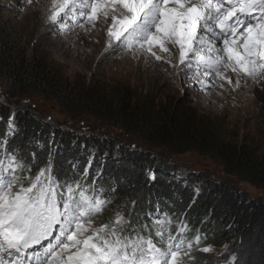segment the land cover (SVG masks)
Returning <instances> with one entry per match:
<instances>
[{
	"label": "trees",
	"instance_id": "1",
	"mask_svg": "<svg viewBox=\"0 0 264 264\" xmlns=\"http://www.w3.org/2000/svg\"><path fill=\"white\" fill-rule=\"evenodd\" d=\"M0 76L15 93L50 99L73 118L88 114L98 125L117 126L149 147L116 148L112 137L78 134L35 117L29 110L13 112L6 99L0 98L1 153L5 148L18 153L25 169L31 163L33 172L51 159L53 174L61 183L91 184L95 180L105 198L110 186L125 215L136 201L131 227L145 237L148 232L143 225H151L148 213H152L166 221L164 234L183 228L187 244L196 245L199 237L206 244L224 246L219 256L224 264H264V201L202 173L182 175L166 155L153 150L160 148L167 154L195 151L218 162L227 174L264 189V158L248 146L219 140L210 117L181 105H149L129 87L63 83L37 54L26 59L1 21ZM86 168L88 180L83 177ZM232 256L237 260L233 262Z\"/></svg>",
	"mask_w": 264,
	"mask_h": 264
},
{
	"label": "snow or ice",
	"instance_id": "2",
	"mask_svg": "<svg viewBox=\"0 0 264 264\" xmlns=\"http://www.w3.org/2000/svg\"><path fill=\"white\" fill-rule=\"evenodd\" d=\"M69 17L93 27L110 17V46L116 42L157 61L164 59L158 52L167 53L171 63L176 49L178 65L193 73L189 79L212 73L228 79L221 69L264 79V0H52L47 21L66 27ZM25 170L27 176L18 174ZM53 173L51 159L33 172L18 153H0V264H184L191 255L192 242L171 234L165 239L166 221L152 213L151 225H143L147 237L131 227L136 201L127 215L118 209L97 225L94 217L110 202L103 188L95 180L61 183Z\"/></svg>",
	"mask_w": 264,
	"mask_h": 264
},
{
	"label": "rangeland",
	"instance_id": "3",
	"mask_svg": "<svg viewBox=\"0 0 264 264\" xmlns=\"http://www.w3.org/2000/svg\"><path fill=\"white\" fill-rule=\"evenodd\" d=\"M51 8L52 0H31V3L28 0H0V21L19 43L26 59L37 54L63 83L76 81L108 89L124 86L152 106L192 108L210 117L212 129L219 140L248 146L258 157L264 158V79H253L243 73L237 76L224 69L221 71L228 78L225 80L215 77L214 73L208 77L201 74L198 80L189 79L193 73L186 75L183 66L178 65L176 49H173L171 63H168L167 53L158 52L164 59L157 61L134 50H125L116 42L110 46L107 36L110 17L107 20L100 18L95 27L86 20L81 19L77 23L69 17L63 21L67 26L61 27L47 21ZM81 24L84 26L81 27ZM199 81H204L207 87H202ZM0 98L6 99L13 112L29 110L35 117L50 120L54 126L78 134L112 137L116 148L122 145L130 149H149L139 138L117 126L98 125L88 114L73 118L50 99L28 92L15 93L6 86L1 76ZM11 128L8 124V134ZM153 150L166 155L168 162L177 165L182 175L202 173L211 180L225 181L234 189L264 201V189L227 174L218 162L206 155L195 151L167 154L160 148ZM107 153L102 157H106ZM18 174L25 176L24 172ZM83 177L88 180L90 175ZM107 191L106 198L110 202L94 217L97 225L109 222L120 209V198L116 197L115 190L109 186ZM168 235L164 234L165 239ZM171 235L184 239L181 231H172ZM205 246H210L211 251L203 253L199 250ZM223 252L224 246L206 244L203 239L192 247L191 255L184 258V264H224L219 259Z\"/></svg>",
	"mask_w": 264,
	"mask_h": 264
}]
</instances>
